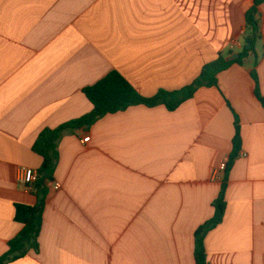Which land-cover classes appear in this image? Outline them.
I'll list each match as a JSON object with an SVG mask.
<instances>
[{"label":"crops","instance_id":"0c3cea01","mask_svg":"<svg viewBox=\"0 0 264 264\" xmlns=\"http://www.w3.org/2000/svg\"><path fill=\"white\" fill-rule=\"evenodd\" d=\"M252 5L0 0V257L22 228L15 205H36L19 172L41 168L31 150L40 132L90 113L83 89L110 72L151 98L192 83L219 55L236 58ZM256 20L243 64L174 112L134 106L65 131L45 184L39 250L8 264H195L194 233L213 216L223 177L215 171L231 154L235 121L244 157L229 171L224 218L205 254L208 264H264V106L251 76L264 97V3Z\"/></svg>","mask_w":264,"mask_h":264},{"label":"trees","instance_id":"16d2710c","mask_svg":"<svg viewBox=\"0 0 264 264\" xmlns=\"http://www.w3.org/2000/svg\"><path fill=\"white\" fill-rule=\"evenodd\" d=\"M264 0H253V5L246 14L245 22L248 31L245 44L236 58L227 59L219 55L216 61L205 64L200 75L192 83L183 88L168 92L159 90L153 97L141 96L121 74L116 71L110 72L101 81L83 89V94L92 105L90 113L80 119L71 120L55 129H43L31 149L32 152L42 159V166L37 171L38 181L36 188V205H15L14 221L21 224L22 228L15 238L8 242L6 254L0 257V264H8L26 257L30 252L37 253L39 250L38 239L42 227V217L45 208V197L48 194L46 182H53V174L58 162V142L65 131L80 130L92 126L100 118L134 106H145L154 108L163 106L167 112H174L183 103L193 98L200 88H211L218 86V75L226 71L231 65H242L253 52V42L258 37V22L256 16L258 7ZM249 43V48H246ZM232 55V53H231ZM256 87L254 94L259 103L264 106V97L259 92L258 77L253 70L251 73ZM240 126L235 121V132L232 138V151L226 163V169L220 183V190L216 200L212 202L213 216L210 220L201 224L194 233V261L195 264H208L205 254V237L222 223L226 208V190L229 171L237 159L241 149Z\"/></svg>","mask_w":264,"mask_h":264},{"label":"built area","instance_id":"2783aa9c","mask_svg":"<svg viewBox=\"0 0 264 264\" xmlns=\"http://www.w3.org/2000/svg\"><path fill=\"white\" fill-rule=\"evenodd\" d=\"M237 45V44H235ZM234 47V45H231V49ZM90 137L86 136L84 139H82L81 143L85 144L87 142H89ZM244 157V155H239ZM226 169V163H221L217 170L215 171V176L219 177L220 175H222L224 173ZM38 172L37 170L34 169H28L27 168H22L19 172V181L20 183L23 185V187L25 188V190H27L28 193L30 194H35L36 193V188L35 185L38 181ZM54 190H58L59 189V185L56 184L54 185Z\"/></svg>","mask_w":264,"mask_h":264},{"label":"water","instance_id":"95a60500","mask_svg":"<svg viewBox=\"0 0 264 264\" xmlns=\"http://www.w3.org/2000/svg\"><path fill=\"white\" fill-rule=\"evenodd\" d=\"M250 46H249V43H247V46H246V48H249ZM234 57H237V55L236 56H234Z\"/></svg>","mask_w":264,"mask_h":264}]
</instances>
